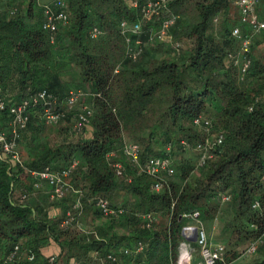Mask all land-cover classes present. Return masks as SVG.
<instances>
[{
  "label": "trees",
  "instance_id": "obj_1",
  "mask_svg": "<svg viewBox=\"0 0 264 264\" xmlns=\"http://www.w3.org/2000/svg\"><path fill=\"white\" fill-rule=\"evenodd\" d=\"M65 1L68 22L51 41L43 29L39 0H0V8L4 7L0 10V91L5 98L20 102L46 90L61 102L71 91H81L83 98L87 86L85 106L92 110V131H85V126L79 140L56 146L46 141L41 109L28 111V124L17 140L22 166L0 163V264H80L91 251L100 255L101 264H176L181 230L188 221L183 216L188 214H197L209 240L212 224L220 220L214 240L225 244V251L216 264L237 258L264 232V49L260 48L264 32L253 41L250 65L241 78L240 67L229 57L239 53V41L231 35L238 12L230 11V1L174 0L167 8L178 16L170 30L172 45L148 42L147 30H155L165 15L158 14L143 24V53L132 62L125 57L126 37L119 25L139 19L133 4L146 0ZM188 5L194 8L193 19L184 12ZM93 27L101 31L95 39L89 35ZM154 54L163 56L154 58ZM67 76L77 88H69ZM211 102L217 109L210 113ZM78 111L75 107L60 122L74 126ZM197 117L210 125L195 126ZM1 120L8 121L6 113ZM64 131L66 135L78 132ZM124 136L128 144L138 145L141 164L148 157L168 155L182 184L166 181L163 194L153 193L152 180L122 153ZM220 136L221 145L210 150L211 158L198 167L196 147ZM189 151L195 152L196 168L201 171L193 185L185 180L194 167L179 158ZM74 160L78 164L67 181L75 194L56 201L48 194L56 215L27 202L30 191L42 188H33L30 171L60 172ZM114 163L121 164V176L116 175ZM117 179L123 180L120 185ZM14 189L20 197L26 192L27 199L14 198ZM121 193L137 202L135 206L124 200L119 207L123 220L105 218L109 222L94 226L87 236H71L79 231L84 210L94 209L95 220L104 218L95 206L97 197L115 207L111 202L122 198ZM223 196L229 200L223 202ZM78 199L77 224L62 227L66 212ZM220 203H227L225 213L219 211ZM145 214H159L164 225L145 228ZM16 245L17 256L8 262ZM139 245L143 249L136 253ZM53 253L56 259L50 262ZM107 254L116 261H108ZM255 254L261 259L252 264H264V243Z\"/></svg>",
  "mask_w": 264,
  "mask_h": 264
},
{
  "label": "built area",
  "instance_id": "obj_2",
  "mask_svg": "<svg viewBox=\"0 0 264 264\" xmlns=\"http://www.w3.org/2000/svg\"><path fill=\"white\" fill-rule=\"evenodd\" d=\"M174 0H146L144 4L134 3L133 7L138 10L139 19L135 22L128 24L127 21H122L119 28L123 35L126 37V50L125 57L135 62L143 53L144 44L142 43L140 36L142 34V27L144 23H148L153 18L161 13H165L164 17L160 20L158 27L154 30L149 28L147 30L148 42L152 41H164L167 38L171 39L170 30L176 24L178 16L173 15L167 11L169 4ZM234 6L239 13L238 24L232 30V37L239 41V53L237 57L229 56L233 60L234 66L240 67V76L243 77L246 70L249 68L250 59L249 54L253 41L261 33L264 32V12L262 17H258L256 10L260 4V0H234ZM43 16L45 23L43 29L51 35V41H53V35L58 31L61 25H65L68 22L67 5L65 0H51L46 4H43ZM91 39L97 38L101 35V31L93 27L89 33ZM175 47H178L176 44ZM118 72V68L114 73ZM83 96L81 91H71L63 101H59L53 94L46 90H41L31 95L20 102H11L5 98L0 91V118L3 114H7V132L0 128V163L12 162L22 166V162L17 151V140L19 138V132L24 130L29 121L28 111L34 109H41L40 117L47 125H53L59 123L66 117V113L74 110V108L80 103ZM92 117V110L85 105H81L79 111L74 116V128L80 132L85 126H87ZM195 126L210 125L207 119L203 117H197L193 120ZM222 138L218 137L215 142L205 141L204 144H200L196 147L199 153L197 166L202 167L205 162L211 158L210 150L214 147L221 145ZM122 153L132 163L139 167L141 173L145 174L152 180L151 191L153 193H159L164 185H166V178L174 175V168L171 158L166 155L163 157H148L143 164L139 163L140 150L136 144L125 143L122 147ZM110 157H114L111 153ZM76 160L72 161L67 169L60 172H53L48 168L42 171H30L29 174L33 178V188L38 190L43 185L49 188L48 194L52 201L63 199L68 193L73 192L74 189L68 183L67 179L71 174V171L77 166ZM116 175H122V166L119 163L112 164ZM10 171V170H8ZM12 187V185H11ZM28 194L24 192L20 199H27ZM229 197L223 196L222 201L226 202ZM95 206L100 214L104 218H118L123 214V209L119 207H113L105 199L98 198L95 201ZM258 204H254L253 208ZM81 203L79 199L74 203L72 208L68 210L62 220L61 226L64 228L70 227L73 224H77V219L80 216ZM187 220L194 221V225L184 226L181 230V236L183 238V244L191 247L190 239L195 236L194 245L198 249V254L201 259V264H216L222 260V255L225 248L222 244L212 243L207 236L204 226L197 218V214L184 215ZM145 228H151L155 222L154 215L145 214L142 216ZM264 243V232L253 242H251L243 251V255H254ZM142 246H138L136 253L141 252ZM19 247L16 245L13 251L7 257L8 262H12L18 253ZM125 255L128 251L124 250ZM98 256V253H95ZM189 256V252L185 254ZM100 256V255H99ZM108 261L115 262L116 257L112 254H107L105 257ZM33 256H28V261H32ZM50 262L55 260V255L50 257ZM190 257H188V263ZM73 264H79L74 262Z\"/></svg>",
  "mask_w": 264,
  "mask_h": 264
},
{
  "label": "rangeland",
  "instance_id": "obj_3",
  "mask_svg": "<svg viewBox=\"0 0 264 264\" xmlns=\"http://www.w3.org/2000/svg\"><path fill=\"white\" fill-rule=\"evenodd\" d=\"M0 10L3 11L4 7L2 6L0 8ZM184 12H185V14L187 16H190L192 19L194 18L195 11H194V8L191 7L190 5H188V7L185 8ZM262 37H263V35H262ZM173 41H174L173 39L167 38L164 41H161L162 43H160V44H162L163 47L164 46L168 47V46L172 45ZM182 46L184 48L186 46V44L183 43ZM152 47H158V44H152ZM260 48L264 49V41L262 42V45L260 46ZM165 52H166V49H165ZM163 54H159V55L154 54V58H160V57L163 56ZM66 78L67 79H65V80L68 82V86H69L70 89L77 88L75 86V82L71 79L70 76L69 77L67 76ZM82 91L86 95H84V97L80 100V103L76 106V109H80L81 105H88V102H89V96H88L89 90H88V87L85 86L84 89H82ZM216 109H217V104L215 102H211V103L207 104L208 112H210V113L211 112H215ZM67 128L69 130H75V128L73 126V123L71 124V122L70 123L59 122L58 124H55V126H54V124L53 125H45V126H43L44 135L46 136V141L49 142L50 146H56V145H58L60 143L70 142L72 139H73L72 141L76 142L77 140H79L82 137V134H83L82 131H80L82 133L74 132L72 134L70 133V134L66 135L64 130H68ZM85 131H87V132H91L92 131V129H91V121L89 122V124L85 128ZM72 136H74V137H72ZM211 138L213 139V137H211ZM123 141H126L128 143V139L126 138V136H124ZM179 158L186 159V161L189 162V164H191L194 167V169L190 173L189 177L185 180V183H191L193 185L194 182H196V181L199 182L200 177H201V173H200L201 171H199L196 168L195 152L189 151L188 153H185V154L181 155ZM178 177H179V173L176 170L175 174L171 178H169L168 180L166 179V181L167 182L170 181L173 184L180 183ZM116 181L120 185L123 180L117 179ZM181 184L182 183H180V185ZM72 188H73V186H72ZM14 190H15L14 191V198H20V191L18 189L17 190L14 189ZM166 190H167L166 187H163L162 190L159 192V194L160 195L163 194ZM48 191H49V189L46 187V185L41 189V191H38V192H36L34 190L30 191V193H28L29 194L28 203H32L34 205H38L42 209L50 210L52 215H56L58 213V210L51 209V206H50L51 203H49V201L47 200ZM120 196L122 198H119V199L116 198V199L113 200V202H111L115 207L123 206L125 199H126V201H128V204H132V205L135 204V206L137 205V202L135 203V199H133L132 197L126 196V195H124L122 193H121V195H119V197ZM98 198L105 199V198L100 197V196L97 197L96 199H98ZM226 204L227 203H220L219 204V208H220L219 211L220 212H223L224 209H226ZM124 210H125V208H124ZM94 212H95L94 209L93 210L86 209V211L84 210V212H83V214L81 215V218H80V229H79V231H72L71 236H79L80 234L84 235V236H87V233H89L90 230H94V226H98L101 222H105V221L108 220V219L106 220L105 218H102V219L98 218L97 220H95V213ZM224 213H225V211H224ZM122 217H124V215H122L119 218H117L116 222H119L120 219L123 220ZM154 218H155L154 224H155L156 228L164 225V220L159 214H154ZM108 222H109V220H108ZM219 223H220V220H216L211 226V237H210V239H211V241L213 243H216L214 238L217 236V233L219 232L218 231L219 228H220V226L218 225ZM194 224H195L194 221L188 220L186 222L185 226L194 225ZM204 228H205V231L207 233V229H206L205 225H204ZM183 242L184 241L181 240L179 242V245H178V255H177V263L176 264H188V257H191L193 255L194 256H199L198 249H197V247L195 245H191V247L188 248V246L186 244L184 245ZM218 243L222 244L221 242H218ZM222 245L225 247V244H222ZM187 252H189V256L185 255V254H187ZM52 255H56V254H52ZM95 255L96 254H95L94 251L89 252L88 256H84L82 258V261L80 262V264H94L96 261L97 262L95 264H101L102 263V259L99 257V255L98 256H95ZM94 258H96V259H94ZM55 259H56V256H55ZM88 259H90V262L88 261ZM259 259H261V256L259 254L243 255V252H242L241 254H239L237 256V258L231 259L230 261H225V264H252V263H254L255 261H257ZM94 260H96V261H94ZM92 262H94V263H92Z\"/></svg>",
  "mask_w": 264,
  "mask_h": 264
},
{
  "label": "crops",
  "instance_id": "obj_4",
  "mask_svg": "<svg viewBox=\"0 0 264 264\" xmlns=\"http://www.w3.org/2000/svg\"><path fill=\"white\" fill-rule=\"evenodd\" d=\"M40 2V4H46V3H48L49 1H51V0H39ZM230 1V11L233 13H235L236 14V12H238V10H237V8L234 6V4H233V2H234V0H229ZM257 12H256V14H257V16L258 17H262V15H263V12H264V4L262 3V4H259V6H258V8H257V10H256ZM236 17H238L237 18V20H239V13H238V16H236ZM236 17H234V18H236ZM7 123H8V121L7 120H1V118H0V128L2 129V130H4L5 132H7ZM45 185H43L42 186V188L44 187ZM41 188V189H42ZM74 194H75V191H74ZM28 200H29V198L27 199V202H28ZM30 205H34V204H32V203H29ZM209 237H211V235H209ZM216 237H218V235L216 236ZM210 241H211V239H210ZM212 242V241H211ZM213 243V242H212ZM194 244V243H193ZM214 244H218V242H216V243H214ZM57 253V252H56ZM56 253H53V254H56ZM193 255V254H192ZM188 264H201V259H200V257L199 256H191L190 257V261H189V263Z\"/></svg>",
  "mask_w": 264,
  "mask_h": 264
},
{
  "label": "water",
  "instance_id": "obj_5",
  "mask_svg": "<svg viewBox=\"0 0 264 264\" xmlns=\"http://www.w3.org/2000/svg\"><path fill=\"white\" fill-rule=\"evenodd\" d=\"M189 241H190V243H194L195 242V236L192 239H190Z\"/></svg>",
  "mask_w": 264,
  "mask_h": 264
}]
</instances>
